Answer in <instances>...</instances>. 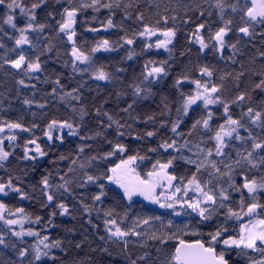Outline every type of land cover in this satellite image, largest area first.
Returning a JSON list of instances; mask_svg holds the SVG:
<instances>
[{
	"label": "trees",
	"instance_id": "obj_1",
	"mask_svg": "<svg viewBox=\"0 0 264 264\" xmlns=\"http://www.w3.org/2000/svg\"><path fill=\"white\" fill-rule=\"evenodd\" d=\"M8 2L6 0L5 5H0V44L3 45L0 47V118L19 121L26 128L36 127L31 132H18L17 140L13 143L15 146L5 147L12 154L0 167V183L6 184L11 178L13 187H19L25 195L7 190L8 194L1 201L7 205V212L23 208L34 230L41 236L49 237L48 243L60 240L62 244L59 248L49 249L48 256L35 260L33 240H14L0 223V235L5 241L0 244V264H132V261L136 264H166L178 239H164L165 235L175 234L189 242L207 240V233L224 223L227 207L220 209L211 221L200 222L190 209L188 212L191 215L186 216L182 208H176L174 212L171 208L152 205L139 196L129 200L123 189L106 177L111 175L110 168L130 155L144 157L134 164L135 171L142 178H147V172L152 170L157 160L166 162L172 157L176 159L169 171L178 177H188L195 171V166L181 157L203 161L207 149H213V155L208 160H215L221 171L226 172L224 164L239 159L237 150L242 153L250 150L252 140L227 139L226 155H215V141L210 138L226 119L223 104H228L232 117L245 125L238 129L242 137H249L251 133L258 140L264 139V129L252 124L244 115L249 107L254 112H264V91L255 87L264 80V56L260 55L264 53V24L253 23L250 36L238 32V28L243 27L247 20L241 10L245 0H221L224 5L223 17L217 0H102L103 3L112 4L111 10L101 8L99 12H93L88 9L77 16L76 45L91 56V61L76 62L75 69L71 42L65 34L58 32L57 24L62 20L63 8L69 6L67 0H46L36 9V23L45 24L46 27L43 30H29L27 35L31 45L20 46L15 44V39L19 36L18 29L27 24V17L19 8L8 10ZM37 2L17 0L26 8H31ZM231 6L237 10L233 12ZM48 13L53 15L49 16ZM7 15L14 16L16 28L4 22ZM110 15L116 27H101ZM140 15L143 20L138 18ZM163 17H168L167 21ZM227 20L232 21L227 43L236 47H226L223 52H218L213 49L214 41L208 39L209 29L214 34ZM200 23L206 24L201 34L209 43V47L203 51L191 39ZM145 25L161 31L175 29L176 36L166 51L146 47V42L137 35ZM92 28L99 31L93 32L90 30ZM124 38L133 39L134 43L128 45ZM105 39L112 45L110 50L91 52L97 42ZM21 50L31 61L39 58L40 71L26 74L22 69L5 63V60L16 59ZM130 52L134 53L131 58ZM149 61L155 62L149 67L161 66L164 62L167 75L145 80V65ZM205 67L212 72L211 77L208 76L209 86L216 85L220 89L217 95L221 102L207 108L202 104L192 106L187 115H183L182 111L178 113L177 109H182L183 98L195 91L193 82L203 80L201 69ZM101 68L109 79H96L95 72ZM20 80H24V84H20ZM136 86L142 89L139 95L135 92ZM53 88L56 89L55 93ZM241 93L246 94L245 100L236 101ZM25 100L32 103L25 104ZM40 104H44V107H39ZM209 111L213 114L209 121L210 128L204 129L201 125L193 130L192 124L197 119L207 117ZM148 117L153 119L149 120ZM178 118L181 122L174 133L172 124ZM52 120L68 121L73 125L75 135L62 134L63 142L49 141L44 132ZM148 131L155 132V135L147 137L145 133ZM37 137V143L47 155L36 160L23 159L25 142ZM173 140L177 142L175 149L159 147L164 141L171 143ZM186 141L188 147H181ZM117 143L123 144L126 151L107 156ZM197 145L205 151L201 153ZM153 148L155 152L150 151ZM61 156L65 159H60ZM255 159L258 160L259 155ZM249 167L247 162L242 161L237 171H244L250 177L264 175V168L249 172ZM209 173H213L210 163L202 171L201 180L211 179L210 186L215 187L219 183L227 188L229 182L226 176L216 178L214 174L210 177ZM88 176L99 179L89 181ZM44 177L48 178L51 186L47 191L41 183ZM235 178L237 183L242 182L238 175ZM228 191L230 200L226 201V205L239 210L240 194L231 189ZM101 192L100 200H94ZM48 193L54 196L51 202L47 200ZM258 196L259 201L264 203V192ZM249 202L251 200L245 190V203ZM60 204L67 207L66 213L59 207ZM109 211L112 212L111 217L105 215ZM176 212L181 214L176 215ZM36 217L41 218L39 223ZM149 217H160V220H150L148 225L140 223ZM107 219H116L125 230L138 225L135 230L142 235L130 233L124 239L109 238L110 233L105 226ZM169 220L173 222L171 228L168 227ZM185 224L187 228H184ZM234 225L235 221L227 223L231 234H235ZM193 232L203 233V236L192 235ZM153 233L164 242L149 239ZM24 248L28 252L20 257L19 252ZM249 255L254 259L260 257L259 253L250 250ZM226 259L229 264H247V258L237 256L235 251L226 254Z\"/></svg>",
	"mask_w": 264,
	"mask_h": 264
},
{
	"label": "snow or ice",
	"instance_id": "obj_2",
	"mask_svg": "<svg viewBox=\"0 0 264 264\" xmlns=\"http://www.w3.org/2000/svg\"><path fill=\"white\" fill-rule=\"evenodd\" d=\"M5 2L6 0H0V5H5ZM45 3L46 0H38L37 3H33L31 5V8H26L22 3H17V0H9L7 3L6 7L8 10L19 8L20 12L27 17V24L25 27L18 29L19 36L15 39V44L17 46L31 45V41L27 35V32L29 30H43L46 27L45 24L36 23V9L40 8L41 5ZM67 4L69 6L63 8L61 13L62 20L57 21V24L58 32L65 34L67 40L71 42V56L73 57L72 63L75 69L77 61L81 63L91 61V56L86 54L76 45L75 37L77 33L75 25L77 24L78 14H81L88 9H92L93 12H99L101 8L111 10L112 4L103 3L102 0H67ZM217 7L220 8L221 17H223L224 5L221 0H217ZM231 7L233 12L237 10L235 6ZM241 10L244 11V16L247 17V20L245 21L243 27L238 28V32L242 33L244 36H250L252 34L250 28L253 23L264 24V0H245ZM48 15L51 16L53 14L48 13ZM201 15H203V13H201ZM244 16L241 17L242 20L244 19ZM138 18L143 20L142 15H140ZM92 19L95 20L96 17L93 16ZM163 19L167 21L168 17H163ZM172 19H175V17H172ZM4 22L8 25H11L12 28L17 27L14 23L13 15H7ZM231 24V20L224 21L223 25L220 26L214 32V34H212L211 30L209 29L210 35L208 39L209 41H214L212 46L215 51L223 52L226 47L235 49L236 45L228 44L226 39L228 34L232 31V28L230 27ZM101 27L105 29L116 27V25L113 24L111 15L107 18L106 23H102ZM205 28V23L198 24L191 37V39H194L195 42L200 45L201 51L209 47V43L205 41L204 36L201 34V30ZM90 30L93 32L99 31V29L96 28H92ZM158 33L163 37V39L158 38L156 40L155 47L167 49L172 43L173 38L176 36L175 29L169 28L161 31L159 28H153L145 25L143 31L137 33V35L143 37H153L157 36ZM124 39L125 43L128 45L134 43L133 39ZM32 46L34 47V45ZM0 47H3V45L0 44ZM111 47L112 45L109 40L105 39L97 42L96 46L91 49V52L95 53L101 49L108 51L111 49ZM146 47L151 48L153 45L147 44ZM14 50L15 49H13V51ZM132 55H134V53L130 52L129 58H131ZM260 55L264 56V53H260ZM5 63L10 64L15 69H22L26 74L41 70L39 58L37 57L35 61L29 60L24 54L23 50L20 51L16 59L5 60ZM163 63L164 62L161 63V66L149 67V65L155 64V62L149 61L145 65L147 71L144 75V79L148 80L149 77H159L161 74L167 75ZM84 70L86 71L87 69ZM201 72L209 77L212 75V72L206 67L202 68ZM95 76L96 79L99 80L109 79L108 74L102 68L96 70ZM19 83L24 84V80H20ZM56 83L59 84V80H57ZM179 83L180 81L178 80L177 84ZM193 83L196 85L195 91L193 94H189L183 98L182 109L178 108V113L182 111L183 115H187L189 109L193 105H197V102H202L205 108H207L208 105L221 102L219 95H217V93L220 91L219 87L216 85L209 86L208 83H201L200 80H196ZM255 87L264 91V80H261V82L255 85ZM55 91L56 89L53 88V93H55ZM141 91L142 89L139 86H136V94L139 95ZM245 96L246 94L241 93L236 97V101H244ZM24 103L31 104L32 101L25 100ZM39 107L43 108L44 104H40ZM223 108L226 119L224 123L218 126L214 136L210 138L215 141V155L218 157H223L226 155L224 152V149L228 147L226 138H234L237 141H245L249 138L252 140L250 150H247L246 153H242L240 150H237L236 156L239 157V159L231 161L229 164H224V168L227 169L226 172L221 171L215 160H208V158L213 155V149H207L203 161L188 157H181L182 159H185L188 164L195 166V171H193L188 177H178L169 171L173 165V161L176 159V157H172L166 162L157 160L152 165V170L147 172V178H142L140 174L135 171L134 164L138 159L142 160L144 157L137 155H130L127 157V159H121L119 163L115 164L114 167L109 169L111 175L106 177L108 181L113 182L122 188L124 195L129 200H131L134 195L139 194L144 196L145 199L159 204L162 208L173 209L174 212L176 210V206L179 205L184 210V214L186 216L191 215V213H195L200 222L211 221L213 217L217 215L220 209L227 207V211L224 213V223L216 226L214 231L208 232L207 240L196 239L189 242L176 237L175 234L165 235L164 239H178V244L175 246L170 258L167 259L166 264H229V260L226 259V254L230 253L231 251H235L237 256L246 257L247 264H264V203L259 201L258 196L259 193L264 192V175L259 177L252 175L250 177L248 173L244 171H237V169L240 168L242 161L247 162V164L250 166L248 170L249 172H251L252 169L264 168V139L258 140L256 137L251 136V133H249V137H242L239 134L238 129L245 127V125L242 124L240 120L234 119L232 117V115L229 113L228 104H223ZM244 115L250 119L252 124L264 129V119H262L264 118V112H254V109L249 107ZM212 116V112L209 111L207 117L197 119L192 124V129L194 130L201 125L204 129H209V121L212 119ZM109 119H111V117H109ZM148 119L152 120L153 117H148ZM180 122L181 121L179 118L173 122L171 129L172 132H177ZM35 127L36 125H33L32 128H26L19 121H10L0 118V167H3V162L7 161L9 156L12 154L5 149V140L9 142H15L17 140V135L15 134L14 130H19L21 132H31ZM64 128L69 129L70 134L75 135L73 125L68 121L52 120L47 124V130L44 132V136H46L49 141L63 142V135H54V133L60 132ZM6 130L9 132V135H2ZM234 133L235 136H233ZM120 134L123 135V133ZM190 134L191 133H189V135ZM145 135L147 137H152L155 135V132L148 131L145 133ZM38 139L39 138L37 137L25 142L23 159L36 160L38 157H44L47 155V152H45L41 148L40 144L37 143ZM176 144L177 142L175 140H173L171 143L164 141L159 145V147L165 150L175 149ZM29 145L34 146V148H30ZM181 147H188V142L186 141ZM197 148L201 153L205 151L204 149L200 148L199 145H197ZM257 150H259V153H257ZM80 151L82 152L83 148H81ZM125 151V146L123 144L117 143L113 150L108 152L106 155L114 156L117 154V152L123 153ZM150 151L155 152L156 149L153 148L150 149ZM177 151H179V149H177ZM33 152L34 154H31ZM256 155H259L258 160L255 159ZM60 159H65V157L61 156ZM208 163H210L211 168L213 169V173H209V176L212 177L214 174L216 178H222L226 176L227 181L229 182L227 188L221 186L219 183L216 184L215 187L210 186L212 184L211 179L207 181L201 180V173ZM221 163H223V160H221ZM237 175L241 178V183H237L235 178ZM87 179L89 181H95L99 179V177L88 176ZM174 181L176 183H174ZM41 183L45 191L51 187L47 177H44ZM58 187L66 186L59 185ZM101 188H103V185H101ZM157 188H166L167 193L162 191L157 194ZM228 189L240 194L239 210H234L232 207L226 205V201L230 200ZM7 190L20 193L22 196L25 195L19 187H13L11 178H9L6 184L0 183V193L7 195ZM245 190L251 200V202L247 204L245 203ZM101 195H103V192H101L100 195L95 196L93 199L100 200ZM161 197L164 198V202H161ZM53 199L54 196L51 193H48L47 200L51 202ZM59 207L65 213L68 211L67 207L63 204H60ZM6 209L7 205L0 201V220H4L7 225H20L19 231L14 229L12 230V235L21 238V240H23L25 236L38 238V243L32 246L34 248L35 260H40L42 256H48L49 251L47 250L61 247L62 242L60 240H54L51 241V243H48L49 237L47 235L41 237L39 232H36L31 228H24V221L26 219H30V217L24 215L25 210L23 208H17L15 210V213L20 214L18 219L5 220L4 212ZM189 209L191 210V213L188 212ZM85 210H87V208ZM15 213H9V215H14ZM180 214V212H176V215ZM105 215L111 217L112 212H106ZM40 220V217H36L37 223H39ZM150 220H160V217H149L148 219L140 221V223L148 225ZM229 221L236 222V225L233 227L235 234H231L229 228L227 227V223ZM161 225L163 226L162 220ZM105 226L107 231L110 233L109 238L117 237L124 239L125 237L129 236L130 233L131 235L135 236L142 235L141 232L135 230V226L138 225H135L133 229L125 230L120 227L116 219H107L105 221ZM110 226H114V230L113 227ZM172 226L173 222L169 220L168 227L171 228ZM187 227L188 225L185 224L184 228ZM179 230L180 229L178 228V231ZM192 235L203 236V233L193 232ZM101 239H103V237H101ZM149 239L156 240L161 238L153 233L151 236H149ZM163 242L164 240L161 239V243ZM4 243L5 241L3 236L0 235V244ZM125 244H127V241H125ZM41 245L43 247H41ZM13 247H15V245H13ZM77 247H79V245H77ZM218 248L219 251L217 250ZM249 250L252 253H259V259L252 258L249 255ZM27 252L28 249L24 248L20 250L19 256L24 257ZM141 259H143V257H141ZM132 264H136V262L132 261Z\"/></svg>",
	"mask_w": 264,
	"mask_h": 264
},
{
	"label": "rangeland",
	"instance_id": "obj_3",
	"mask_svg": "<svg viewBox=\"0 0 264 264\" xmlns=\"http://www.w3.org/2000/svg\"><path fill=\"white\" fill-rule=\"evenodd\" d=\"M140 38H141L142 40H144V41L146 42V44H152L153 47H151V49H154V50H161V51H166V50L168 49V48L166 49V48H156V47H155L156 40H157L158 38H159V39H163V37L160 36L159 33L157 34V36H153V37H143V36H140ZM197 44H198V43H197ZM170 45H171V44H170ZM170 45H169V46H170ZM169 46H168V47H169ZM198 46H200V45L198 44ZM77 62H79V61H77ZM10 66H11V65H10ZM11 67H12V66H11ZM201 83H208V76H207V75L204 74V76H203V80L201 81ZM194 88H196V85H195ZM198 104H202V105H203L202 102H197V105H198ZM193 106H195V105H193ZM208 106L210 107L211 105H208ZM73 130H74V129H73ZM14 131H15V134H16V135H17L18 132H20L19 130H14ZM62 134H69V135H72V134H70V130L67 129V128L62 129L60 132H55V133H54V135H62ZM2 135L7 136V135H9V132L6 130L5 133H3ZM227 139H229V138H226V140H227ZM13 143H14V142H9V141L5 140L4 147H6V146H8V147H12ZM29 147H30V148H34V146H32V145H29ZM31 154H34V152L31 153ZM38 158H41V157H38ZM156 191H157V194H159V193L162 192V191H164V192L167 193V189H166V188H164V189L157 188ZM7 193H8V191H7ZM4 196H5V195H4L3 193H0V201H1V198H3ZM134 196H139V197L144 198V196H141V195H139V194L134 195ZM144 199H145V198H144ZM146 200H147V199H146ZM147 201L150 202L152 205H155V206L160 207V205L157 204V203H154V202H152V201H150V200H147ZM161 202H164V198H163V197H161ZM176 208L180 209L181 207H180L179 205H177ZM9 213H15V211H14V212H7V210H5V212H4L5 220H7V219H18L19 216H20V214H18V213H15L14 215H9ZM0 223H3V225L5 226V228H6V230H7V233H9L10 236H12L14 240H21V238H18V237H16V236L12 235V230L14 229V230H16V231H19V230H20V225H7V224L4 222V220H0ZM110 227H113V230H114V226H110ZM24 228H25V229L31 228V229L34 230V228L31 226V222H30L29 219H26V220L24 221ZM40 236H41V235H40ZM41 237H42V236H41ZM23 239H24V240H28V241H29V239H31V240H33L32 242H34V244L38 243V238H37V237H29V236H25ZM41 247H43V246L41 245ZM47 251H48V250H47ZM42 257H43V256H42Z\"/></svg>",
	"mask_w": 264,
	"mask_h": 264
},
{
	"label": "water",
	"instance_id": "obj_4",
	"mask_svg": "<svg viewBox=\"0 0 264 264\" xmlns=\"http://www.w3.org/2000/svg\"><path fill=\"white\" fill-rule=\"evenodd\" d=\"M177 245V244H176Z\"/></svg>",
	"mask_w": 264,
	"mask_h": 264
}]
</instances>
